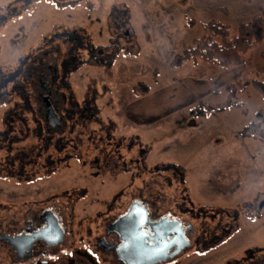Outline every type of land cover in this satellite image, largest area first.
<instances>
[{
    "label": "rangeland",
    "instance_id": "374dc122",
    "mask_svg": "<svg viewBox=\"0 0 264 264\" xmlns=\"http://www.w3.org/2000/svg\"><path fill=\"white\" fill-rule=\"evenodd\" d=\"M261 8L264 0H0V13L9 16L0 29L4 73L16 71L26 55L38 56L44 38L68 30L95 47L125 50L107 71L85 66L68 77L71 90L54 108L67 111L72 99L78 115L92 118L68 126L66 151L48 154L56 162L73 157L51 177L10 181L8 146L26 145L32 114L12 85L0 97V235L10 222L22 223L23 210L60 205L66 233L53 263L68 264L73 250L94 252L93 242L106 238L107 227L136 201L193 228L190 247L164 264H248L264 255V100L252 85L264 81V40L243 65L226 71L200 60L170 68L204 24L218 21L235 31ZM77 57L89 60L88 51L76 49L74 65ZM145 86L148 95L133 92ZM80 251L75 264H89ZM8 252L0 242V264H27L13 263ZM96 256L98 264H116L110 255Z\"/></svg>",
    "mask_w": 264,
    "mask_h": 264
},
{
    "label": "trees",
    "instance_id": "16d2710c",
    "mask_svg": "<svg viewBox=\"0 0 264 264\" xmlns=\"http://www.w3.org/2000/svg\"><path fill=\"white\" fill-rule=\"evenodd\" d=\"M59 8H62L59 6ZM78 34V33H77ZM78 40L77 50L88 51L89 60H80V57H77L80 62L77 65L71 66L66 64L64 68L60 69V75L63 73L64 76H61L65 80L60 82V91L65 94V91L68 92L70 89V84L68 82V77L71 76L74 72L76 73L81 68L85 66L96 67L99 69H104V71L109 70L112 65L115 63L117 57L124 53V48L117 45H110L101 48L95 47L90 43L88 37L85 36L84 39L88 40L83 42V38L78 36L75 38ZM264 40V8H261V13L258 16H255L248 22L240 23L236 30L233 31L228 25H225L218 21H210L204 24V33L197 39H195L192 45H189L183 49V51L173 57L170 62V68L172 70H180L183 66L190 61H202L206 64H209L220 71H226L232 67L241 66L244 64V55L252 50L257 44L261 43ZM88 45L83 46L84 43ZM101 47V46H100ZM118 48L117 52L111 55L108 50L111 48ZM97 52V59L93 58V53ZM67 52L65 53L63 61L67 62L68 56ZM29 59V58H28ZM31 64L27 67V74H23L20 69L14 72H6L4 76L9 79V83L13 84L12 92L19 90L20 94H17V97L20 98V102H24L32 114V126L30 120L26 119L25 129L27 132L26 145H22V148L18 147L12 149V144L8 146L11 150L10 158L7 159V168L11 170L9 175L12 179L10 181L23 182V184L28 185L37 181L36 177H48L54 175L58 169H67L70 165L69 161L73 158H66L58 162H50L48 159V154H52L53 151H57L58 154L67 150L69 144H65V135L69 129V133L73 132V129H70L73 126V122H79L81 126H86L85 123L92 118V115L88 117L81 113L78 115V109L75 108L72 102V99L68 101L67 112L70 114V119L67 123V126L61 129L53 128L51 125L46 124L47 118H45L46 113V103L42 100V87L38 83L40 79L39 72L36 69H33L35 72H31ZM33 67V66H32ZM0 72H2L0 70ZM26 78V85L23 84V80ZM252 85L256 88L264 100V81H253ZM71 90V89H70ZM150 88L145 86L141 89H134V93L138 96H146L149 94ZM60 92V95H61ZM26 94V97L22 96ZM62 94V95H63ZM19 104V103H17ZM228 107V106H227ZM12 109L6 110L3 115V125L8 127L11 116ZM98 112V111H97ZM77 115V116H76ZM98 114L96 121L97 123L101 122V119ZM11 116V117H9ZM79 116V117H78ZM77 117L80 119H77ZM90 117V118H89ZM9 122V123H8ZM94 122H90L92 124ZM84 124V125H83ZM88 125V124H87ZM68 126H71L68 128ZM68 128V129H67ZM93 139V138H92ZM75 142V140L73 141ZM58 147V149H56ZM116 148H119L117 145ZM13 150V152H12ZM26 153V157L23 158V155ZM12 154V155H11ZM101 157L106 158L107 155L104 153L99 154ZM108 163L105 164V166ZM104 166V165H103ZM166 168H172L167 167ZM22 169L25 170L22 171ZM182 177L184 176V170L182 169ZM7 178V177H6ZM5 178V179H6ZM36 178V179H35ZM35 179V180H33ZM77 250L74 256H69L67 259L68 264H73L76 262L75 258L78 256ZM80 256L86 260L90 261L86 255L85 251H80ZM254 255L250 257L252 259ZM78 259V258H77ZM237 262V261H236ZM93 263V261H92Z\"/></svg>",
    "mask_w": 264,
    "mask_h": 264
},
{
    "label": "flooded vegetation",
    "instance_id": "af4514ba",
    "mask_svg": "<svg viewBox=\"0 0 264 264\" xmlns=\"http://www.w3.org/2000/svg\"><path fill=\"white\" fill-rule=\"evenodd\" d=\"M28 5L30 6V4H28ZM29 6H26L27 8L26 9L24 8L19 13V15L20 14L22 15V13L25 10H27ZM67 7H70V5H67ZM8 17H7V14L4 15V14L0 13V29L5 27V25L7 24V18ZM66 32H67V36L63 35L62 38L59 37V36H61L60 34H56V33L48 36L47 38H44L41 42V47L39 49H37V51H39L38 56L36 55V53L33 55L29 54V55H26L25 57L19 59V61H18V63H19L18 69H20L24 75L27 74L28 65H30V64L32 65V62L33 63L35 62V64H36V66L34 68H36V70H38V72H39L40 79L38 80V83L42 86V91H43V95L41 98L46 103V105H45V107H46L45 118H47V114H48L47 102H49L54 108V102H57V100H59V97H60V92H61L60 91V84H61L60 82H62L61 76L59 74L60 69L61 68L63 69L66 64L73 66L75 64V61H76V59L74 58L75 57V50H76L77 45H78V43H77L78 40L75 39L77 37L76 30L75 29H74V31L68 30ZM59 41H61V42H60V45L58 46ZM60 46L64 47L65 51L68 53L67 54V56H68L67 62L63 61L64 56H65L64 53H62L63 56L60 58V52H61ZM39 63H43L44 65H41ZM2 69H3V67H0V70H2ZM18 69H16V70H18ZM26 82L27 81L25 78L23 80V84L26 85ZM11 85L13 86L12 83H9V79H7L6 76H4V72H0V97H2V95H4V93H6V89ZM22 97L25 98L26 94H24ZM54 110H55V113L57 114V116L61 119L60 125L58 126L57 129H61V128L66 127V125L68 123V119H70V114L67 111H62L59 113V111H57L55 108H54ZM46 124L51 125L50 121L48 119L46 120ZM56 149H58V147ZM54 153H58V152L53 151L52 155ZM23 156L26 157V153ZM139 158H140V156H139ZM75 159L76 158H74L73 160H75ZM99 159L100 158H98L95 161V164H97V165L99 164ZM50 162L55 163L56 161H49V163ZM138 162H139V160H138ZM83 164H86V163L84 162ZM22 171L25 172L24 169H22ZM140 203H142L145 206L144 202H140ZM130 206H129V208H130ZM129 208H128V210H129ZM54 209L61 210V206L57 205V204L56 205L55 204L54 205H47V206L41 205L37 208L30 209L31 212H29L30 210L25 209V210H23L22 217L20 219L22 221V223H16L15 224V222H10L8 224V229H7V232L5 233V235H3V236L0 235V236L1 237H14L15 238V237L23 236V235L38 234L46 228L47 222H49L48 217L44 218L43 215L46 212H50ZM146 209L148 212V219H149L150 223L159 222L161 219L165 218V217L162 218V217L154 216L149 211V209L147 207H146ZM128 210H127V212H128ZM127 212L125 214H123L122 216L126 215ZM122 216H120V217H122ZM166 217L172 221L180 222L182 225V228L185 230V232H188V226H190L189 224L184 225L180 219L171 218L170 216H166ZM118 219H116L113 223H111L107 227L106 238H103V237L97 238L95 240V242H93V244H94L93 251L94 252H86V255L88 256V258L90 260L89 264H98L97 261L99 259L96 255H100V254H102L103 256L104 255H110V257H112L114 259L116 264H124L119 259L118 253H117V249L121 245L120 237L117 233L109 231L110 226L113 225ZM63 224L65 226L64 220H63ZM52 226H50V227H52ZM146 230L149 233V235H151L150 229L148 227H146ZM65 233H66V229H65ZM111 235L113 236V239L108 238ZM172 239H173V236H171L169 238V241H171ZM52 241H49L48 242L49 244H48L47 242H45L42 239L36 240L32 244L31 250H28V252H25L24 257L20 259L8 241L0 240V242L5 243L6 247L8 248L9 259L13 263H27V264H55V263H53L54 256H55L56 252L58 251L59 247L62 246V243H59L56 245H54L53 243L50 244V242H52ZM102 241H104L103 245H101ZM187 249L188 248L184 249L180 254H178L174 258L170 259L169 261L174 260L176 257H178L179 255L184 253ZM174 250H175V248L171 252H173ZM75 252L76 251L73 250L71 252L70 256L71 257L74 256ZM50 258H52L51 261H49ZM92 261H93V263H92ZM73 264H75V262ZM248 264H264V255H262L258 259L256 258V256L252 257V259H250V261H248Z\"/></svg>",
    "mask_w": 264,
    "mask_h": 264
},
{
    "label": "water",
    "instance_id": "95a60500",
    "mask_svg": "<svg viewBox=\"0 0 264 264\" xmlns=\"http://www.w3.org/2000/svg\"><path fill=\"white\" fill-rule=\"evenodd\" d=\"M47 106V119L55 128L59 126L61 119L49 102ZM43 217H48L49 222L40 233L15 238L0 236V240L8 241L20 259L24 257L25 252L31 250L36 240L42 239L47 243L53 240L50 244L54 245L62 243L66 227L63 224L60 210L54 209L46 212ZM146 227L150 229L151 235ZM109 231L117 233L120 237L121 245L117 253L124 264H164L184 249L189 248L194 234L191 225L188 226V232H185L180 222L172 221L167 217L159 222L150 223L147 209L140 202L132 203L127 214L111 225ZM171 236L173 239L169 241ZM103 244L104 241L101 242V245ZM174 248L175 250L171 252Z\"/></svg>",
    "mask_w": 264,
    "mask_h": 264
}]
</instances>
